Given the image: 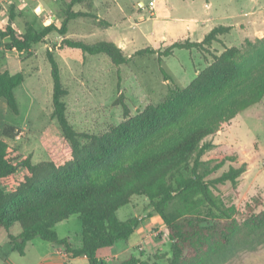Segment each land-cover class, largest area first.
<instances>
[{"label": "trees", "instance_id": "trees-1", "mask_svg": "<svg viewBox=\"0 0 264 264\" xmlns=\"http://www.w3.org/2000/svg\"><path fill=\"white\" fill-rule=\"evenodd\" d=\"M81 2L71 0L70 6ZM66 15L58 30L52 24L17 35L10 25L15 19L11 13L9 24L0 28V41L8 40V50L28 52L53 31L65 35L67 21L79 14ZM230 31L231 27L217 26L201 42H174L162 52L147 48L134 56L157 55L160 62L174 50L210 53L212 45ZM60 47L90 56L105 55L116 67L127 62L122 50L111 42L63 39ZM211 58L188 86L170 91L160 104L147 105L133 117L123 106L125 121L101 134H83L67 120L62 100L67 91L48 51L52 117L60 136L42 140L47 160L33 163L29 156L19 157L18 149L6 141L17 137L12 127H4L0 139V229L20 227L18 236L8 235L11 251L23 256L26 245L39 238L73 258L85 257L88 264H106L98 258V251L128 243L138 228L137 218L119 216L133 197H144L154 208L146 219L157 215L165 225L171 244L168 264H208L240 234L264 230V209L239 223L232 218L235 206L226 207L213 195V190L226 184L235 190L245 164L212 178L234 159L210 156L202 161L213 147L207 139L264 98V38L246 42L245 48L224 47ZM159 70L165 76L161 67ZM22 83L21 73L0 71V99L14 115L19 114L14 91ZM75 215L81 221L78 249H72L54 231L57 224ZM208 218L213 220L211 224ZM160 258L158 254L145 259L131 254L114 264H158Z\"/></svg>", "mask_w": 264, "mask_h": 264}, {"label": "rangeland", "instance_id": "rangeland-1", "mask_svg": "<svg viewBox=\"0 0 264 264\" xmlns=\"http://www.w3.org/2000/svg\"><path fill=\"white\" fill-rule=\"evenodd\" d=\"M70 1L0 0V28L9 24L12 13L15 19L10 25L17 35L52 24L58 30L67 12L79 14L67 21L65 35L53 31L28 52L8 50L5 48L8 40L0 41V71L23 76V83L14 91L19 114H12L0 99V139H3L4 127L14 128L17 137L6 141L18 149L19 157L29 156L33 163L47 160L42 140L60 136L52 117L53 83L48 51L58 65L62 88L67 91L62 100L69 124L79 133L101 134L125 121L123 106L128 116L133 117L147 105L163 102L170 91L188 86L211 63V54L219 55L224 47L245 48L246 42L256 43L264 38V0H83L73 6ZM49 18H53L51 23ZM217 26L231 27V31L212 45L211 54L174 50L173 55L162 57L160 62L157 55L134 56L135 52L147 48L162 52L174 42H201ZM63 39L87 44L114 43L127 62L116 67L105 55L90 56L62 48ZM207 142L213 147L202 157L203 162L210 156L234 159L226 162L212 178L229 167L245 164V172L235 190L226 184L213 190V195L226 207L235 206L232 218L239 223L251 213L263 210L264 98L223 124ZM153 212L154 208L144 197H133L119 211V216L123 220L137 218L138 228L143 230L138 231L141 238L134 233L128 243L114 246V256L109 248L99 250L98 256L106 264H114L131 254L142 259L158 254L161 257L158 264H168L171 244L166 227L157 215L146 219ZM208 221L211 224L213 220L208 218ZM54 231L59 239H67L72 248L80 246L78 216L57 224ZM8 234L18 236L19 225H13L8 231L0 229V264H45L50 258L48 253L62 249L37 238L26 245L21 256L11 251ZM65 258L69 259L68 255ZM66 264L81 263L67 260ZM208 264H264V230L240 234Z\"/></svg>", "mask_w": 264, "mask_h": 264}, {"label": "crops", "instance_id": "crops-1", "mask_svg": "<svg viewBox=\"0 0 264 264\" xmlns=\"http://www.w3.org/2000/svg\"><path fill=\"white\" fill-rule=\"evenodd\" d=\"M8 231V230H7ZM138 231H143L142 228H138L135 233H137L139 236H140V232ZM8 233V232H7ZM10 235V234H8ZM142 236V235H141ZM140 236V238H141ZM146 241V240H145ZM69 242V241H68ZM71 248H72V245L71 243H69ZM80 245H81V240H80ZM116 245V244H115ZM114 245V246H115ZM114 246L109 248V249H112V255L114 256L115 255V250H114ZM80 247V246H79ZM78 247V248H79ZM76 248V249H78ZM72 249H75V248H72ZM110 253V254H111ZM68 255L69 259H66L65 257ZM47 256H50L49 259L46 260L45 264H66L67 263V260L68 262L69 261H76V262H80L81 264H88V261L85 257H78V258H73L72 255L68 254V253H65L64 250L60 249V250H56V249H53L51 253H48ZM98 258L102 259L103 257L102 256H98ZM66 262V263H65Z\"/></svg>", "mask_w": 264, "mask_h": 264}, {"label": "built area", "instance_id": "built-area-1", "mask_svg": "<svg viewBox=\"0 0 264 264\" xmlns=\"http://www.w3.org/2000/svg\"><path fill=\"white\" fill-rule=\"evenodd\" d=\"M53 21V18L48 19V23H51Z\"/></svg>", "mask_w": 264, "mask_h": 264}, {"label": "water", "instance_id": "water-1", "mask_svg": "<svg viewBox=\"0 0 264 264\" xmlns=\"http://www.w3.org/2000/svg\"><path fill=\"white\" fill-rule=\"evenodd\" d=\"M37 11H39V9ZM142 218H143V216H141L139 219L141 220Z\"/></svg>", "mask_w": 264, "mask_h": 264}]
</instances>
